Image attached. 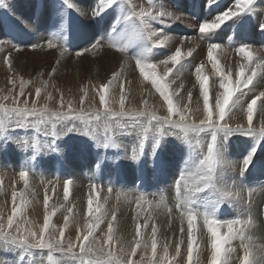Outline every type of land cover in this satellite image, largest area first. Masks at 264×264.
I'll return each instance as SVG.
<instances>
[{
  "label": "rangeland",
  "instance_id": "1",
  "mask_svg": "<svg viewBox=\"0 0 264 264\" xmlns=\"http://www.w3.org/2000/svg\"><path fill=\"white\" fill-rule=\"evenodd\" d=\"M159 1L116 0L113 5H107L105 0L103 6L107 9L96 16L93 15V9L99 10L100 0H69L74 5L73 8L67 7L65 0H3V4H0V40H7L19 46L18 51L11 46L0 48V67H2L0 70V104L10 108L15 107L14 97L20 92L21 83L25 82L23 86L24 95L19 98L20 106L22 107L23 100L27 99L29 108L32 106L31 101L36 100L38 109L45 105L48 109V114L45 116L37 115L24 118L27 123V130L16 128L14 120L6 121L9 139L6 144L0 141V189H3L0 190V217L3 218L6 225L7 216L11 215V193L13 189L17 192H25L30 203L24 207L22 213L17 215L12 232L16 234L17 226L21 229L31 227L33 230L39 231L43 225L44 196L51 191L47 190V187L55 190L57 181L64 182L66 179L70 181L76 179L81 191L79 198L69 196L68 200L65 201L63 198V201L59 203L55 196L53 199L49 195L50 193L47 194L50 197L49 212H52L53 208L56 209L51 217V223L57 229L64 225V216L65 214L69 215L67 209L72 208L73 210L68 227L65 229L66 240L71 239L75 242L77 227L83 229L85 223L89 222L86 217L88 208L86 201L91 197L93 198V209L97 205H102L101 213H106L94 231L96 241L103 243L107 238L108 220L112 219V212L115 211L114 251L118 253L120 247H123L126 253H130L135 237V223L139 222L142 225V239L148 241L149 248L147 252L142 248L137 249V253L132 256V259L138 264H149L151 225L155 223L157 226V264H160L161 261L162 264H186L187 219L185 217L182 224L180 214L176 211L178 193L175 184L176 180L180 178L181 171H183L185 179L181 181V192L187 193L193 202L190 206L198 213L194 234L199 248L193 257L194 260H197L198 264H210L211 249L208 233L203 223V214L214 204L215 212L213 215L218 219L241 218L249 220L252 218V223L245 230L246 239L243 243L239 237L230 241L228 247L232 251L227 253L228 264H242L245 244H250V250L254 254L252 258L260 260L261 264H264V230H262L264 229L262 224L264 218V138H261L256 144L252 137L240 134L228 137L224 144L223 156L231 164H238L255 146L251 163L243 174H241L239 167L218 166L221 170L218 171L217 180L221 183L212 189L196 192L197 187H204L202 180L204 170L200 161L207 154L210 134L189 132L185 135L182 130L169 129L167 125L161 128L157 121L150 117L151 120L148 119V116L133 119L105 115L104 109L99 104L97 93L92 89L88 91V85L95 87L98 82L107 83L115 71L119 72V80L125 82V90L127 91H125V107L137 111L138 108H134L135 103L132 102L137 97L134 93L129 92V89L134 85L131 84L130 78L145 79L136 67L137 58H141L147 63H151L152 60V63L156 64L158 75L162 76L167 68H173V72L165 77V82L168 84L170 93H177V96H174V104L181 108L185 104H189V122L195 120L198 123L203 118V98L200 96L199 82L195 79V69L198 66H204L201 69L202 74L209 77L211 83L208 85L210 87V108H214L216 94L222 91L219 87L221 78L213 71L211 62L207 60L209 41L222 45V48L217 50L214 55L217 56L216 59L221 68L225 66L222 70H225L226 74L234 75L231 76L233 81H235L236 71L242 63L245 65L246 74H251L250 68L255 67V64L250 66L241 55L236 54L235 47L242 43H250L253 40L255 44L264 49V29L259 26L255 35L247 33L251 29V21L260 20L261 22L263 16L260 19V15L257 16L255 11L251 9L242 14L241 19L238 16L230 19L222 29H217L215 33L209 34L206 39H203L200 38L198 32V24L203 20L212 18V9L215 6H222L223 10H226V7H231L228 5V3L231 4V0H212L210 6H207V0H166L170 5L164 7L166 10L173 11L175 15H182L185 19L191 20L194 25L180 24L173 18H165L164 24L159 21L153 22L152 28L160 34V40L167 36L170 43L168 41H166L167 43H160V40L146 42L135 31L139 27V17L135 13H138L141 8L158 9L162 7ZM232 8H235L234 4ZM43 12H45L46 20L41 18ZM126 17L128 19H125ZM232 21H236V27L229 30L226 26ZM250 32L254 34L252 29ZM48 39H52L55 45L51 49L47 46ZM98 40L102 43L92 47ZM175 43L180 46L179 48L184 54L181 63L175 67L171 63L164 65L161 61L174 54L176 48L172 46ZM32 44H41L43 47L32 49L29 47ZM115 46L124 47L126 51H118L117 53ZM191 48L195 49L192 50ZM189 50H191V57L188 54ZM77 52L81 54L77 55ZM117 54L118 57H116ZM259 54V57L264 56V51L259 52ZM5 56L9 58L10 65L3 62ZM242 58L243 60H241ZM129 60H132L131 64ZM237 63L238 65H236ZM207 66L208 68L211 67L208 69ZM234 69L235 71H233ZM256 71L257 77L254 83H259L261 80L264 83V66L257 67ZM73 73L81 78L83 91L81 89L75 91V87L72 85ZM10 79L15 80V87L10 83ZM119 80L115 81L109 90V107L116 111H119ZM43 82H47L46 85ZM263 83L261 87L254 88L252 92H248L242 97L243 107L238 106L235 110L233 109V112L229 114L230 117H226L228 124L235 127L239 123L246 127L247 120L243 109L246 108L247 102L254 95L264 91ZM37 87L42 88L39 97L35 94ZM155 92L157 91L155 90ZM189 92L193 97L191 101L188 98ZM49 93L51 99H48ZM6 96L8 99L4 100L3 97ZM61 96L64 101L63 108L60 106ZM82 96H85L83 105L80 103ZM142 97L145 98V95ZM160 98L163 100L159 96ZM69 101L72 102L74 112L79 113L83 108L85 115H74L62 119L51 116V112L57 109L68 111ZM151 110L157 117L168 115L166 105L162 112ZM3 117V111L0 110V119ZM174 119L178 120L179 117L176 116ZM260 121L264 123V113H257L254 116L253 125L255 124V128L259 129ZM68 129H75V131L69 132ZM165 130L178 133V135H163L160 147L154 156L151 155L152 139L161 136ZM136 133L138 136H133ZM141 140L144 141L143 149L140 148L139 142ZM122 145L125 149L121 148ZM131 151L138 155L139 162L133 159L134 153ZM130 152L131 154H129ZM68 159L75 160L81 168L72 171ZM13 160L21 164L17 166L18 171L7 174L5 168L11 169L16 164V162L11 163ZM47 165L50 166V169L42 172L43 167ZM23 168H27L29 171L27 192L25 191V184L18 179L19 175H17ZM12 169L14 170V168ZM3 174L10 176L13 181H7ZM136 174L139 177V182H136ZM236 181L241 188L236 187ZM93 184H95V188H92ZM20 185L24 187H17ZM225 187L232 191L231 197L221 196V191ZM6 188L9 190L8 196H5L7 194ZM252 195L254 196L252 197ZM255 195L259 196L258 200H255ZM141 197L144 198V201H150L151 204L141 201L138 205L137 200ZM161 201L166 207L156 208L155 205ZM17 203H19V198ZM35 206L36 208H34ZM31 208L39 212L41 217L38 222L33 221L37 219V212L31 211ZM169 209L172 210L171 214L167 211ZM137 214H139V219L134 222L133 217ZM254 215H258V218L261 219L259 224L253 222L255 221ZM149 216L151 219L148 220L147 227H144L145 218ZM258 225L263 232L261 236L259 230L260 240H256L252 234L254 229L260 228ZM220 231L225 232L226 228H221ZM55 235L59 236V232L57 231ZM177 243L181 244L179 256L176 255ZM165 248H167L166 259H164ZM52 256L54 264H81L79 260L70 256H61L59 253H53ZM141 257L144 259L142 260ZM33 263L49 264L47 250L43 252L34 249L26 251L24 248L6 244L0 238V264Z\"/></svg>",
  "mask_w": 264,
  "mask_h": 264
},
{
  "label": "snow or ice",
  "instance_id": "2",
  "mask_svg": "<svg viewBox=\"0 0 264 264\" xmlns=\"http://www.w3.org/2000/svg\"><path fill=\"white\" fill-rule=\"evenodd\" d=\"M107 5H113L116 3V0H106ZM105 0H100L99 10L93 9V15H100L107 8L103 5ZM255 3V0H234L235 11L232 7H226V10L221 11L214 16V19H206L201 21L198 24V32L200 38L206 39L209 34L215 33L217 29L220 28L222 24L229 21L230 19L240 16L249 12ZM0 4H3V0H0ZM65 5L69 8L74 7V5L65 0ZM212 5V0H207V6ZM139 17V27L135 29L137 34L146 42H151L153 40H160V34L153 30V22L159 21L161 24L165 23V18H174L181 19L177 17L174 12L166 10L164 7L153 10L151 7L149 9L141 8L138 13H135ZM125 19H128L127 17ZM260 27L264 29V24H261ZM187 38V37H185ZM169 39V37L164 36L163 40H160V43H164ZM102 43V41H96L92 47H96L97 44ZM6 46H11L13 49L19 50V46L11 43L7 40H0V48ZM48 48H53L52 39L47 40ZM30 48H42L41 44H32L29 45ZM117 51H126V48L121 46H115ZM222 48L221 44L212 43L209 41L207 48V58L212 64V68L215 73L218 74L221 78L219 87L222 89V92L216 95L214 108L209 107V77L202 74V65L198 66L195 69L196 79L199 82L200 96L203 98V118L197 123L195 120L189 122L190 117V105L185 104L182 108L174 104V96L177 95L176 92L170 93L168 84L165 82V77H168L170 73L173 72V68L169 67L163 73V75H158L156 72V64L143 62L141 58L136 59V67L139 69V73L145 79L151 81L152 87L159 93L160 97L163 98L164 104L167 106L168 115L165 117H157L155 113L148 111H136L134 109L125 107V82L120 81V98H119V111L113 110L109 107V90L111 89L113 83L119 80L120 73L114 72L112 78L104 84H101L99 88L94 89L99 98V104L101 108L104 109L105 115L111 117H127V118H138L148 116L152 120H155L159 123L160 127L163 128L164 125H167L169 129L176 128L182 130L185 135L187 133H207L210 134V142L207 143V154L203 160L200 161L201 166L204 170V175L202 176L204 187L196 188V192H202L206 189H212L217 184L221 183L217 180L218 171L221 170L218 166L230 165L232 167H239L241 174L248 168L251 163L252 156L255 153V146L251 149L249 154L243 158L242 161H239L238 164H231L224 156V144L227 141L228 137L234 134H240L248 137L254 138L256 144L259 143L261 138H264V123L261 124L259 129L255 128L253 125L254 116L257 113H264V91H260L258 95H254L246 105V108L243 111L246 114L247 126L243 124H237L235 127L231 126L226 122V117L233 112V109L236 107H242V97L245 96L248 92H252L256 87L254 81L257 77V67L264 66V57H254L252 51V46L248 44H241L238 47H235V52L238 55H241L249 65L255 64V67H251V74H246L245 65L241 64L236 71V79L232 80L231 74H226L216 59L214 53L217 50ZM87 50V49H85ZM81 53L77 52V55ZM189 55H191V50H189ZM182 60V51L178 47L176 48L174 54L170 55L168 59L161 61L164 65L171 63L172 66H176L181 63ZM259 61V62H257ZM3 62L6 65H10V60L7 56L3 58ZM10 83L15 87V80L10 79ZM24 83H21L20 92L14 97L15 107H8L7 105L0 104V110L3 111L4 117L0 119V141L7 143L9 139L8 128L6 127V121H15V127L20 129L27 130V123L24 118L33 117V116H45L48 114L47 105L43 108L38 109L36 107V100H32V106L29 108V101L27 99L23 100V106H20V97L24 95ZM45 85L47 82H43ZM246 90V91H245ZM11 91V90H10ZM42 91L41 87H37L35 94L37 97L40 96ZM83 91V90H82ZM239 93V95H237ZM86 95V91H85ZM51 94L49 93L48 99H51ZM189 101L192 99V94H188ZM4 100H7L8 97H3ZM85 101V96L81 97L80 103L83 105ZM64 101L61 96L60 106L63 108ZM74 115H85L83 108H81L79 113L74 112L72 108V102H68V111H61L59 109L52 111L51 116L57 119H62ZM178 116L179 119L176 120L174 117ZM131 126L130 124L128 125ZM69 132L75 131V129H68ZM87 135V133H85ZM163 135H178V133H171L165 130L161 133V136L154 137L151 143V155H155L156 151L160 147L162 142ZM54 143V141H53ZM140 148H144V141L141 140ZM133 159L139 162L138 155L134 152ZM19 179L24 182L25 190L28 188V176L29 171L27 168H23L18 173ZM185 179L183 171H181L180 178L176 180V191L177 196V205L176 211L180 214V220L183 224V221L186 217L187 219V260L186 264H198L197 260H194V255L197 253L199 245L196 243V236L194 230L196 227V219L198 213L194 211L192 201L189 199L186 192H181V181ZM72 181L64 180L63 190H64V199L68 200L70 194V184ZM187 187V185H185ZM92 188H95V184L92 185ZM2 190V189H0ZM233 195L232 191L225 187L221 191L222 197H231ZM19 198V203L17 199ZM106 199V198H105ZM12 208L11 215L7 216V224L3 222V218L0 217V238L6 244H12L16 247L24 248L28 250H40L43 252L47 250L49 264H54L53 253H59L61 256H70L74 259H77L81 264H138V262L132 259V256L136 255L137 249L142 248L147 252L149 248L148 241L142 239L141 228L142 225L139 222L135 223V237L133 245L131 247L130 253H126L123 247H120L119 252L114 251L113 241L114 237V221L116 220L115 211L112 212V219L108 220V230L107 238L100 243L96 241L94 236L95 229L102 222V216L106 213H101L102 205H97L95 210L93 209V200L89 197L87 204V220L89 222L85 223L83 229L77 227V234L75 242L71 239H65V229L68 227L70 220V215L72 214V208H68L67 212L69 215L64 216V225L57 229L55 225L51 223V217L55 213L56 209L53 208L52 212H49V197L47 194L44 196V214H43V225L39 228V231L33 230L31 227H25L23 229L16 227V234H13L12 229L14 227V220L16 219L19 213H22L24 207H26L30 200L27 199L25 192H17L13 189L11 193ZM141 201H144V198H139L137 204L139 205ZM145 203L151 204L150 201H144ZM156 208L166 207L163 204V201L155 205ZM171 214V209L168 210ZM215 212V205L213 204L208 208L203 214V223L204 227L207 230L209 237V246L211 249L210 264H228L227 253L231 252L232 249L228 247L230 241L236 237H239L243 243L246 239L245 230L250 226L251 220H243L241 218H232L227 220H221L216 218L213 213ZM100 213V215H97ZM139 214L133 217L134 222L138 221ZM151 217L145 218L144 227H147L148 220ZM221 228H226L225 232H221ZM183 231V229H181ZM59 232V236L55 235L56 232ZM151 257L149 258V264H157V226L155 223L151 225ZM250 240V238H248ZM245 254L242 257V264H261L260 260L253 259V252L250 250V244H245ZM107 248V251H106ZM181 251V244H176V255L179 256ZM167 258V248H165V257ZM143 260L144 257H141ZM162 264V261L160 262Z\"/></svg>",
  "mask_w": 264,
  "mask_h": 264
},
{
  "label": "bare ground",
  "instance_id": "3",
  "mask_svg": "<svg viewBox=\"0 0 264 264\" xmlns=\"http://www.w3.org/2000/svg\"><path fill=\"white\" fill-rule=\"evenodd\" d=\"M214 1V0H213ZM256 1V3H254V5H253V8H252V10H254L255 11V14L257 15V16H259L260 15V19L262 18V16H263V19H262V21L260 22V20H258L257 22H254V21H251L252 22V24H251V29H252V33H254V34H251V29H250V31H248L247 33H249L250 35H255L256 34V32L255 31H257V29H258V27L261 25V24H264V0H255ZM81 2V1H80ZM136 2V1H135ZM234 2V0H231V4L230 3H228V5H231V7L233 6V3ZM132 3V2H131ZM159 3L160 4H162V7H169L170 5L167 3V1L166 0H160L159 1ZM75 4V3H74ZM169 5V6H168ZM133 6V5H132ZM82 7V6H81ZM73 8V7H72ZM76 9H77V7H75ZM86 8V7H85ZM84 8V9H85ZM172 8V7H171ZM204 8H205V6H204ZM46 8L44 7V10H45ZM223 9L224 8H222V6H215L214 7V9H212V19H214V16L215 15H217L218 13H220L221 11H223ZM232 9H234V11H235V8H232ZM72 10V9H71ZM74 10V9H73ZM203 10V9H202ZM86 11V10H85ZM84 12V11H83ZM173 12V11H172ZM44 13L45 12H43L42 14H41V18L43 19V20H46V16H44ZM87 13V12H86ZM79 14V13H78ZM263 14V15H262ZM81 16H82V14H81ZM177 17H181V19H179V20H177V19H174V20H177L178 22H180V24L182 23H184L185 25H194V23L191 21V20H189V19H185L182 15H176ZM80 17V16H79ZM86 17V16H85ZM239 17V19H241L240 17H241V15L240 16H238ZM82 18H83V16H82ZM81 18V19H82ZM27 24V23H26ZM109 24V23H108ZM225 24H226V22L224 23V24H222L221 26H220V28L222 29L224 26H225ZM40 25H42V24H40ZM115 25V24H114ZM229 30L230 29H232V28H235L236 27V21H232V22H230L227 26H226ZM158 30V29H157ZM261 30V29H260ZM262 31V30H261ZM260 32V31H259ZM158 33V32H157ZM176 36V35H175ZM181 37V36H180ZM183 37V36H182ZM256 37H259V36H256ZM164 38V37H163ZM182 39V38H181ZM168 41V40H167ZM201 41V40H200ZM169 42V41H168ZM196 42V41H195ZM167 43V42H166ZM170 43V42H169ZM173 43V42H172ZM196 44V43H195ZM203 44V43H202ZM242 44H248V45H251L252 46V51H253V53H254V57H259V52H261L262 53V51H264V49L261 47V46H259V45H257V44H255L254 42H253V40H251L250 41V43H242ZM17 45V44H16ZM172 45V44H171ZM170 45V46H171ZM198 45H200V44H198ZM197 45V46H198ZM206 45V44H205ZM191 46V45H190ZM195 46V45H194ZM168 47H169V45H168ZM172 47H174V48H178V47H180V46H177L176 45V43L175 44H173V46ZM171 47V48H172ZM263 47H264V45H263ZM196 48V47H195ZM194 48V49H195ZM200 48V47H199ZM192 49V48H191ZM194 49H192V50H194ZM232 49V48H231ZM5 50V49H4ZM111 50V49H110ZM176 50V49H175ZM203 51H204V49H203ZM117 53H118V51H117ZM183 53V52H182ZM193 53V52H192ZM220 53V52H219ZM231 54H232V52H230ZM234 53V52H233ZM119 55H121L122 56V54H119ZM183 56H184V54H182ZM186 55V54H185ZM203 55V54H202ZM206 55V54H205ZM234 55V54H233ZM189 56V55H188ZM196 56V55H195ZM13 57V56H12ZM11 57V58H12ZM116 57H118V54H117V56ZM187 57V56H186ZM189 57H191V55L189 56ZM204 57V56H203ZM219 57V56H218ZM261 57H264V56H261ZM1 58V57H0ZM123 58H124V56H123ZM144 58V57H143ZM196 58V57H195ZM194 58V59H195ZM205 58V57H204ZM216 58H217V56H216ZM229 58V57H228ZM120 59H122V58H120ZM197 59V58H196ZM143 60V59H142ZM203 60V59H202ZM207 60H208V58H207ZM241 60H243V58L241 59ZM132 60H129V62H130V64L132 63L131 62ZM143 62H146L145 60H143ZM149 62V61H148ZM194 62V61H193ZM204 62H208V61H204ZM210 62V61H209ZM238 62V61H237ZM257 62H259V61H257ZM118 63V62H117ZM147 63V62H146ZM151 63H152V60H151ZM223 63V62H222ZM226 63V62H225ZM242 63V62H241ZM114 64V63H113ZM136 64V63H135ZM196 64V63H195ZM206 64V63H205ZM210 64V63H209ZM243 64V63H242ZM118 65V64H117ZM232 65V64H231ZM236 65H238V63L236 64ZM109 66V65H108ZM135 66V65H134ZM223 66V65H222ZM250 66H252V65H250ZM204 67V66H203ZM211 67V66H210ZM209 67V68H210ZM225 67V66H224ZM224 67H222V68H224ZM135 68V67H134ZM207 68H208V66H207ZM208 68V69H209ZM231 68V67H230ZM234 68V67H233ZM236 68V67H235ZM0 70H2V67H0ZM9 70V69H8ZM14 70V69H13ZM116 70V69H115ZM135 70V69H134ZM10 71V70H9ZM133 71V70H132ZM205 71V70H204ZM207 71V70H206ZM212 71V70H211ZM213 71H214V69H213ZM225 71V70H224ZM233 71H235V69L233 70ZM248 71V70H247ZM113 72V71H112ZM116 72V71H115ZM137 72V71H136ZM163 72V71H162ZM210 72V71H209ZM138 73V72H137ZM161 73V72H160ZM211 73V72H210ZM3 74V73H2ZM16 74L17 75H19L18 74V72H16ZM111 74V73H110ZM205 74V73H204ZM263 74H264V71H263ZM73 75H74V77H73V81H72V85H74V87H75V91L77 92V90H82V89H84V87L82 86V80H81V78L77 75V74H75V73H73ZM6 76V75H5ZM98 76V75H97ZM232 76V75H231ZM234 76V75H233ZM232 76V77H233ZM100 77V76H99ZM98 77V79H100ZM105 78V77H104ZM214 78V77H213ZM212 78V79H213ZM216 78V77H215ZM106 79V78H105ZM126 79V78H125ZM129 79V78H128ZM169 79V78H168ZM174 79V78H173ZM196 79V78H195ZM3 80V79H2ZM172 80V79H171ZM232 80H234V79H232ZM91 81V80H90ZM120 81V80H119ZM126 81V80H125ZM130 81H131V84L133 83L134 85L129 89V92L130 93H134L135 94V96L137 97L136 98V100H132V102H134L135 104H134V108H138V110L137 111H141V109H149V110H151V109H153V110H155V111H158V112H162V110L164 109V107H165V104H164V102H163V100L160 98L159 99V93L158 92H155V88H153L152 87V84H151V81L150 80H148V79H144V80H142L141 78H138V79H134V77H131L130 78ZM94 82V81H93ZM89 83V82H88ZM117 83V82H116ZM130 83V82H129ZM171 83V82H170ZM210 83V82H209ZM263 83V81L261 80L259 83L258 82H256L255 84H256V87L255 88H259V87H261V84ZM211 84V83H210ZM101 85V82H98L96 85H95V87H91V85H88L87 87H88V91H90L91 89H92V91L94 90V89H96V88H99V86ZM263 85H264V83H263ZM126 87V86H125ZM210 88V87H209ZM170 90V89H169ZM256 90V89H255ZM126 91V90H125ZM127 92V91H126ZM125 92V93H126ZM222 92V91H221ZM110 93V92H109ZM114 93V92H113ZM255 93V92H254ZM253 93V94H254ZM257 93V92H256ZM218 94V93H217ZM216 94V95H217ZM143 95H145V98H143L142 96ZM146 95H147V98H146ZM195 95V94H194ZM215 95V94H214ZM177 96V95H176ZM175 96V97H176ZM181 97V96H180ZM193 98V97H192ZM131 99V98H130ZM215 100V99H214ZM212 102V101H211ZM147 103H148V105H147ZM175 103V102H174ZM200 103V102H199ZM213 103V102H212ZM53 107V106H52ZM197 107V106H196ZM243 107V106H242ZM194 108V107H193ZM235 110V109H234ZM145 111H148V110H145ZM152 111V110H151ZM153 112V111H152ZM159 114V113H158ZM196 114V113H195ZM199 115V114H198ZM257 115V114H256ZM230 117V116H229ZM201 118V117H200ZM143 119V118H142ZM148 119H150L149 117H148ZM146 120H147V118H146ZM151 120V119H150ZM35 121V120H34ZM256 122H257V120H256ZM261 122V121H260ZM122 123V122H121ZM234 124V123H233ZM239 124V123H238ZM261 124H262V122H261ZM122 126V125H121ZM245 126V125H244ZM246 126H247V124H246ZM254 126H255V124H254ZM113 127V126H112ZM139 127V126H138ZM140 128H142V127H140ZM115 129H117V128H115ZM137 130V129H136ZM124 131V130H123ZM125 131H126V129H125ZM144 131H146V130H144ZM160 131V130H159ZM162 131V130H161ZM119 132V131H118ZM117 133V132H116ZM20 135V134H19ZM117 135V134H116ZM140 135H141V133H140ZM145 135V134H144ZM101 136V135H100ZM133 136H138V133H136V134H134ZM165 136V135H164ZM193 136V135H192ZM11 137V136H10ZM119 137H121V136H119ZM171 137V136H170ZM203 137V136H202ZM16 138V137H15ZM166 138V137H165ZM169 138V137H168ZM17 139V138H16ZM163 139V138H162ZM117 140H119V139H117ZM21 141V140H20ZM27 141V140H26ZM58 143V142H57ZM115 143V142H114ZM124 145H125V143H123ZM15 145V144H14ZM102 145V144H101ZM124 145H122V149H125L124 148ZM21 146V145H20ZM119 146V145H118ZM121 146V145H120ZM117 147V146H116ZM120 148V149H121ZM140 150V149H139ZM134 151V150H133ZM137 151V150H136ZM132 152V151H131ZM131 152L129 153V154H131ZM132 153H134V152H132ZM199 153H201V152H199ZM140 154V153H139ZM191 155V154H190ZM200 155V154H199ZM198 155V156H199ZM206 155V154H205ZM140 156V155H139ZM74 157V156H73ZM205 157V156H204ZM198 158H200V157H198ZM193 159V158H192ZM201 159V158H200ZM71 160V159H70ZM69 159H68V163H69V166H70V169L72 170V171H76L79 167H80V165L75 161V160H71L70 161ZM199 160V159H198ZM8 161V160H7ZM9 162V161H8ZM13 162H16V164H15V166H12V168H14V170L11 168V169H8V168H5V171L7 172V174L9 173V174H11L12 172L14 173V172H16V171H18L17 170V166L19 165V164H21V163H19V162H17V161H15V160H13L11 163H13ZM25 164V163H24ZM23 165V164H22ZM200 167V166H199ZM3 168V167H2ZM81 168V167H80ZM79 168V169H80ZM193 168H194V166H193ZM48 169H50V166L49 165H47V166H44L43 167V169H42V172L43 171H48ZM199 169H201V168H199ZM11 170V172H9ZM13 170V171H12ZM200 171V170H199ZM48 173V172H47ZM4 175V178L7 180V181H13L11 178H10V176H8V175H6L5 176V174H3ZM18 175V174H17ZM236 175V174H235ZM1 177V176H0ZM50 178H52L53 179V177H51L50 176ZM74 178V177H73ZM19 179V178H18ZM54 179H57V178H54ZM5 180V181H6ZM110 180H112V178H110ZM0 181H1V179H0ZM21 181V180H20ZM54 181H56V180H54ZM72 181V183L70 184V194H69V196H75L76 198H79V195H81V191H80V189L78 188V182H77V180L76 179H74V180H71ZM84 181V180H83ZM7 183H9V182H7ZM80 183V182H79ZM16 184H17V182H16ZM19 184H21V183H19ZM23 184H24V182H23ZM81 184V183H80ZM29 185V184H28ZM63 182L61 181V180H59V181H57V184H56V189L54 190V188L52 189V188H50V187H47V190H51V191H49V192H47V194L48 193H50L49 195L50 196H55L56 197V199L57 200H59V203L60 202H62L63 201V198H64V190H63ZM84 186H85V183H84ZM17 187H19V188H23L24 186L22 185H20V186H17ZM31 187V186H30ZM52 187V186H51ZM236 187L238 188V187H240L239 186V183L236 181ZM32 188V187H31ZM45 188H46V186H45ZM241 188V187H240ZM33 189V188H32ZM3 190V189H2ZM6 190H7V188H6ZM29 190V189H28ZM35 190V189H34ZM45 190V189H44ZM26 191V190H25ZM90 191V190H89ZM88 191V192H89ZM188 191V190H187ZM248 191V190H247ZM27 192V191H26ZM258 192H260V190H258ZM96 193V192H95ZM189 193V192H188ZM210 193V192H209ZM8 194H9V190H7V194H5V196H8ZM26 194V193H25ZM261 194H262V192H261ZM37 195V194H36ZM260 195V194H259ZM263 195H264V193H263ZM91 196L93 197V195L91 194ZM254 195H252V197H253ZM50 198V197H49ZM245 198V197H244ZM53 199H54V197H53ZM86 199V198H85ZM93 199V198H92ZM114 199V198H113ZM203 199V198H202ZM259 199V196L258 195H255V200H258ZM264 199V198H263ZM66 201V200H65ZM110 201V200H109ZM69 202V201H68ZM87 202V201H86ZM65 203V202H64ZM256 203V202H255ZM263 203V202H262ZM258 204V203H257ZM256 204V205H257ZM260 204V203H259ZM258 204V205H259ZM67 205V204H66ZM88 205V204H87ZM39 206V205H38ZM69 206V205H68ZM86 207V206H85ZM34 208H36V206L34 207ZM254 208V207H253ZM257 208H258V206H257ZM95 209V208H94ZM144 209V208H143ZM31 211H33L34 209L33 208H31L30 209ZM151 210V209H150ZM29 211V210H28ZM34 211H36L37 212V215H36V218L37 219H35V220H33L34 222H38V220H40V214H39V212L37 211V210H34ZM83 211V210H82ZM168 211V210H167ZM256 211V210H255ZM264 211V210H263ZM262 211V212H263ZM77 212V211H76ZM257 213H259V212H257ZM33 214V213H32ZM83 214V213H82ZM259 214H261V213H259ZM42 215V214H41ZM66 215V214H65ZM255 216V215H254ZM33 217V216H32ZM264 217V216H263ZM254 218V217H253ZM34 219V218H33ZM252 219V218H251ZM250 219V220H251ZM261 219L260 218H258V215H256L255 216V221H253V222H255V224L257 223V224H259V222H261L260 221ZM78 221H79V219H78ZM59 222V221H58ZM59 223H61V222H59ZM252 223V222H251ZM57 224V223H56ZM80 224H81V222H80ZM261 224V223H260ZM262 224L264 225V218L262 219ZM78 225V224H77ZM83 225V224H82ZM168 226V225H167ZM166 226V227H167ZM258 227H260L259 225H258ZM80 228V227H79ZM82 228V227H81ZM203 229V228H202ZM201 229V230H202ZM261 227L258 229H254L253 230V232H252V234H253V237L256 239V240H260L261 239V236H262V231H261ZM221 230V229H220ZM259 230H260V233H261V236H260V233H259ZM262 230H264V229H262ZM251 232V231H250ZM74 234H75V232H74ZM201 234V233H200ZM251 234V233H250ZM73 235V234H72ZM202 237V236H201ZM200 240V239H199ZM262 240H263V237H262ZM203 242V241H202ZM264 242V241H263ZM186 244V243H185ZM4 246V245H3ZM185 246V245H184ZM257 248H259V247H257ZM256 248V249H257ZM4 249V248H3ZM207 249V248H206ZM258 250V249H257ZM4 251V250H3ZM261 252V251H260ZM8 253V252H7ZM21 253V252H20ZM16 255V254H15ZM254 255V254H253ZM40 257V256H39ZM16 258H17V255H16ZM39 259V258H38ZM40 260V259H39ZM38 260V261H39ZM228 260V259H227ZM18 262V261H17ZM19 263V262H18ZM30 263H32V262H30ZM35 263H36V261H35ZM39 263V262H38ZM41 263V262H40ZM34 264V263H33Z\"/></svg>",
  "mask_w": 264,
  "mask_h": 264
}]
</instances>
